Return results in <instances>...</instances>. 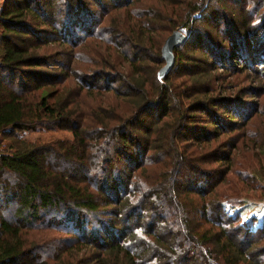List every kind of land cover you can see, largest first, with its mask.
I'll list each match as a JSON object with an SVG mask.
<instances>
[{"label": "trees", "instance_id": "16d2710c", "mask_svg": "<svg viewBox=\"0 0 264 264\" xmlns=\"http://www.w3.org/2000/svg\"><path fill=\"white\" fill-rule=\"evenodd\" d=\"M89 1L98 17L82 0L0 1V138L36 129L71 134L70 141L20 142L0 151V264H264V223L255 229L235 224L222 199L211 196L221 180L201 188L191 179L212 178L201 168L202 153L197 161L179 148L181 142L208 146L218 139L225 123L209 107L226 104L213 98L206 78L191 86L194 92L187 84L183 91L185 99L193 93L210 96L183 106L171 77L183 75L176 70L181 61L200 67L195 75H183L191 79L215 65L227 68L225 60L230 63L239 51L247 65L249 57L264 60V20L251 26L249 0L230 1L235 7L229 9L226 0H156L167 15L153 6L128 10L135 0ZM117 9L121 27L127 25L125 15L134 16L135 31L106 32L108 52L100 60L112 73H78L73 65L80 44L97 39L93 28L106 11ZM170 15L179 18L186 38L159 79L144 67L149 56L142 46L153 48L149 33L156 29H172ZM218 21L224 22L230 50L227 42L219 45L212 38L199 52L187 50L191 37L204 45L207 33L200 28L221 32ZM99 89L132 97V108L112 117L97 108L81 113L79 93ZM167 118L174 126L164 134ZM221 159L228 165L227 156L214 158ZM45 231L59 236L30 239L29 232ZM67 250L80 251L79 256L64 263Z\"/></svg>", "mask_w": 264, "mask_h": 264}, {"label": "rangeland", "instance_id": "374dc122", "mask_svg": "<svg viewBox=\"0 0 264 264\" xmlns=\"http://www.w3.org/2000/svg\"><path fill=\"white\" fill-rule=\"evenodd\" d=\"M230 1L242 2L241 0H226V8L228 9L229 6L235 7V3H231ZM88 2L90 10L98 17L99 9L91 6L89 0H82L86 8H88ZM199 2L198 0L197 3ZM145 6H153V9L156 11L167 15V13L164 12L165 8L162 9L161 3L159 2L157 4L156 0H135L134 4L131 7L128 6L127 9L134 10L132 8L138 7L142 11L146 9ZM246 9L254 14V16L252 15L254 18L251 20V26L264 20V0H249ZM125 16L127 17V20L124 21L125 24H127L125 27L120 26V22L124 20L120 9L106 11L105 16L99 19L98 23L93 28V35L99 33L98 38H86L76 51L77 60L74 62L73 66L78 68V73L100 70L112 73L111 71H113V68H111V66L107 67L101 62V60L106 58L104 52H108L106 44L104 43L105 39L108 37L106 32H110L111 28H113V30L118 28L117 30L124 31L126 35L134 33L135 30L132 26L134 16L131 13ZM169 17L174 20L172 29L167 32L168 25H166V29H156L149 33L151 37L149 45L153 46V48L149 47L147 44L142 46V48L148 51L145 54L149 56V59L144 62L146 70L149 68L157 73L163 66L164 62L160 57L161 46L165 38L170 35L172 31L179 30L186 36L185 29L178 22L179 18L175 15H170ZM160 25L163 26V22H161ZM217 26L219 30L221 29V32H216L208 28L206 30L205 26L200 28L201 33L208 34H206L207 38H203L204 45L201 41H197L195 38L191 37L189 38L190 46L187 50L199 52L201 50L200 48H205L207 46L205 42L210 41V39L207 40L208 38H212L213 41L219 45L222 41H224V43L227 42V40H224L223 36L224 22L221 23L218 21ZM127 27L128 29H126ZM117 39H119V36L116 35V40ZM258 40H255V44ZM229 45L230 41L224 45L226 51L230 50ZM238 54V57H235L234 60L231 59L230 63H228V59L225 60L223 65H228L227 68L214 64L217 68H214L213 71H210L207 75H200L197 76V78L194 77L191 79H186L183 75H188L189 73L195 75L197 71H201V69L198 70L200 67H193L188 64L185 65V62L181 61L176 70L183 75L178 76L175 72L171 74V77L173 78L172 87H175L176 91H181L177 95V98L179 97L181 100L180 104L183 106H186L190 100L193 101L196 98L203 99L210 96H194L193 94L195 93H193L191 94V99H185V91H183L187 84L192 92H194L192 87H194L195 84L199 86L198 84L201 83V81L206 83V78H208L206 85H210V88L214 90L212 93L213 98L215 99V97H218L225 102V109H213L209 107V110L213 111L214 114L225 123L222 127L223 133L219 135L218 139L211 141L208 146L195 144L193 146H186L185 143L181 142L179 143V148L181 149L180 152H183V155L187 157L191 155L197 161L199 160V152L202 153L200 156V160L203 162L201 168L211 173L212 178L205 183L204 179L194 174L191 179L198 180V183L195 184L201 188H204L203 184L208 186L209 183H218V180H221L218 185L215 184L211 196L213 198L220 197L222 199L224 211L229 216L235 218V224H241L243 227L249 226L255 229L264 223V60L259 62L255 57H249L247 65L240 57V55H243L242 52L240 53L239 51ZM102 55L105 56L100 60ZM90 62H92L91 65ZM237 62H239V64ZM121 66L125 68V66ZM116 69L118 70V67H115V70ZM71 80L73 79L71 78ZM193 80L195 82L194 84H192ZM77 102L78 109L81 113L90 114L93 109L97 108L100 114L106 117H112V113L121 115L125 113L126 110L132 108V97L126 96L123 98H116L111 92H106L102 89L92 92L89 95H85L84 92L81 91L77 97ZM173 104L174 103H172V105ZM203 117H205V115L201 117V125L204 124ZM164 122H162V128L164 134H166L170 132V127L174 126V122L173 119L168 120V118ZM227 122H230L231 126L226 125ZM164 125L169 127L167 128ZM207 127L212 128V126L209 125ZM55 140L70 141L71 134L69 131L60 129L21 130L13 133L12 136L0 138V151H4V147L10 144H15L17 146L20 142H24L23 144L43 143ZM208 153L213 154V157ZM226 156L228 157V165L224 159H221V161L214 160V158H225ZM146 170L147 169H145V171ZM140 174H142V171ZM167 210L170 212V207H167ZM99 233L101 234V231ZM29 236L31 240L39 241L41 238L47 239L49 237H58L59 235L52 231H45L37 234L29 232ZM105 240L107 239L105 238ZM260 244H264V241ZM79 253L80 251L67 250L66 256H62L64 263L70 261L68 259L74 256H79ZM48 264L56 263L49 261ZM90 264H92V262Z\"/></svg>", "mask_w": 264, "mask_h": 264}, {"label": "water", "instance_id": "95a60500", "mask_svg": "<svg viewBox=\"0 0 264 264\" xmlns=\"http://www.w3.org/2000/svg\"><path fill=\"white\" fill-rule=\"evenodd\" d=\"M186 36L179 30H174L168 35L161 46V58L164 61L163 66L157 71V77L160 79L165 76L173 66V49L181 45Z\"/></svg>", "mask_w": 264, "mask_h": 264}, {"label": "built area", "instance_id": "2783aa9c", "mask_svg": "<svg viewBox=\"0 0 264 264\" xmlns=\"http://www.w3.org/2000/svg\"><path fill=\"white\" fill-rule=\"evenodd\" d=\"M0 1H1V0H0ZM197 17H198V14H195V15H194V18H197Z\"/></svg>", "mask_w": 264, "mask_h": 264}]
</instances>
